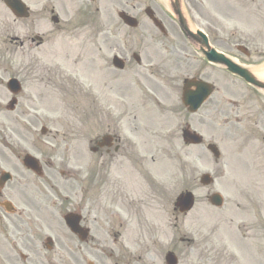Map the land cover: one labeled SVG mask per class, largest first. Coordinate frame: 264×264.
<instances>
[{
    "label": "rangeland",
    "instance_id": "1",
    "mask_svg": "<svg viewBox=\"0 0 264 264\" xmlns=\"http://www.w3.org/2000/svg\"><path fill=\"white\" fill-rule=\"evenodd\" d=\"M24 1L30 8V16L14 23L12 14L0 0V94L5 96L2 85L13 71L10 58L36 57L41 62L40 69L55 77L52 87L49 82L44 86V81L31 87L45 89L49 98L30 113L34 120H39L38 137H42L39 134L41 124L55 122V129L51 130L60 133L56 139L58 156H116L89 150L88 134L92 138L103 134L106 128L109 133L119 134L122 146L135 145L134 150L137 146L139 153L153 156H138L136 161L138 178L131 181L139 201L133 222L115 223L109 221V216L101 220L103 210L94 205L89 208L91 216L86 217V224L91 227L89 239L80 242L62 221V214L70 207L67 197L61 196L57 201L63 204L24 209L28 213L25 220L34 230L32 239L26 237L25 247L20 246L28 258L21 261L12 246L3 254L9 262L0 257V264H113L116 257L112 254L120 249L118 244L121 243L128 249H150L156 253H162L169 246L174 248L175 243L178 248L187 249L190 243L180 241L184 234L197 238L213 227L200 217H245L256 228L257 237L261 236L264 231V156L234 155L236 152L229 138L216 124L206 120L204 110L195 116L203 122L196 126L204 137L203 145H185L181 139L180 95L184 71L190 70L192 74L199 68L202 74H210L214 79L221 70L201 62L194 52V58L186 55V63L178 73L162 75L151 65L155 51L161 59L162 45L170 50L171 44L179 43L186 46L187 53L193 51L166 16V35L145 16V6L160 10L166 7L167 0ZM182 3L189 23L206 32L211 44L219 50H225V42L247 33L259 36L258 13L252 7L244 8L243 0L234 9L233 0H182ZM122 10L138 19L137 28L121 22L117 13ZM53 14L58 16V23L51 20ZM14 34L21 37L26 34V49L13 50L11 38ZM37 34L45 42L31 49L29 44L36 42L31 38ZM132 52L139 54V64L133 60ZM113 53L127 60L124 70L112 68ZM174 63L175 57L168 66ZM3 96L0 99L5 100ZM101 109L106 111L104 115ZM0 113L2 120L10 119L4 108ZM208 142L217 143L221 150L219 158L207 151ZM37 145L47 149L44 142ZM157 164L161 165L160 169H156ZM205 172L215 180L214 184L202 187L199 177ZM187 189L196 190V203L181 221V215L172 207L176 196ZM208 190L222 194L221 211L207 210L204 195ZM98 194V188L90 191L91 197ZM121 213L125 216V210ZM158 223L160 230L156 229ZM118 231V238L112 241ZM2 237L0 235V239ZM47 237L53 244L49 252L44 243ZM263 242L264 238L262 248ZM255 248L258 250V243ZM106 253H109L107 257ZM260 257L262 260L261 253ZM156 264H161L159 259Z\"/></svg>",
    "mask_w": 264,
    "mask_h": 264
},
{
    "label": "flooded vegetation",
    "instance_id": "2",
    "mask_svg": "<svg viewBox=\"0 0 264 264\" xmlns=\"http://www.w3.org/2000/svg\"><path fill=\"white\" fill-rule=\"evenodd\" d=\"M244 2L246 7H252L258 13L259 36L247 33L237 40L227 41L224 43L226 46L224 52L250 70L260 69L262 87L247 82L224 67H221V74L218 73L214 79L210 78V74H202L199 68H196L189 77L204 76L207 79H203L207 81L211 79L214 91L199 110H204L207 121L213 122L223 130L236 152L234 155L264 156V0ZM20 20L17 17L13 18L14 23H20ZM9 37L8 34L7 39ZM26 39V34L23 37L14 34L11 38V42L14 43L13 50L26 49ZM38 44L29 46L34 49ZM238 46H244L245 49L241 52L237 49ZM160 48L163 50L161 59L155 51L154 57L151 58L154 62L151 65L162 75L178 73L186 63V55L194 58L193 52L197 53L195 50L187 53L186 46L179 43L171 44L170 50L164 45ZM173 57L176 63L168 66ZM10 59L13 60V71L7 79L16 78L20 89L14 95L4 84L2 86L5 96L0 94L5 97V100L0 99V112L5 108L10 116L9 120H2L0 113V235H3L0 239V257L7 254L13 246L20 260H26L28 257L21 252L20 246L25 247L24 239L26 237L32 239L34 230L25 220L28 213L24 209L48 207L53 203L63 204L57 201L61 196L67 197L70 211L80 213L81 224L88 231V237L84 242H87L91 232V227L86 224V217L91 216L89 208L94 205L103 210L101 220L109 216L111 222H133L137 209L135 207L139 201L137 189L132 187L131 181L138 178L136 161L138 156L153 155L139 153L137 147L134 151L135 145L122 146V143H119L121 140L119 134L113 132L111 134L119 144L100 149V154L116 156H58L59 146L56 139L60 133L58 130H51L55 129L53 128L55 122L41 124L39 133L42 137H38L36 128L39 120H34L30 113L36 111L49 98L45 89L31 87L38 81H44V86L50 83L52 87L55 74L44 73L39 67L41 62L36 57L21 56ZM183 74L189 75L190 70H185ZM10 101H13L11 107ZM103 106L106 108V104ZM181 108L183 113L180 126L197 130L196 126L203 123L195 117L198 112L190 113L184 106ZM100 112L104 115L106 111L101 109ZM42 127H45V131H42ZM132 130L136 133V127ZM106 134H110L108 128L103 133ZM38 142L46 143L47 149L43 150L37 145ZM98 142L97 135L90 138V133L88 134L89 149ZM121 147L124 148V153ZM128 149L130 152L126 151ZM28 152L34 156H25ZM128 187L131 188L130 191ZM97 188L99 194L91 197L90 191ZM208 196L209 192L204 198ZM123 210L125 216L121 213ZM207 210L221 211L213 205H208ZM185 216L186 214H183L180 217L181 221ZM167 219L169 221V216ZM200 219L211 223L213 227L209 232L197 235V238L192 234H184L180 241L188 240L189 248H178L175 243L174 248L169 246L162 253H156L150 249H128L121 243L118 244L120 249L112 254L116 257L113 264H156L158 259L161 264H170L166 260V253L170 252L175 254L174 264H259V262L264 264V256L259 261L256 255L259 249L255 247L257 243L259 244L260 237H257L256 228L247 218L231 215ZM157 225L156 229L160 230V223ZM70 233L78 239L74 233ZM118 236L119 231L112 241H116ZM47 250L49 252L51 248ZM107 255L109 253L104 254L105 257ZM2 260L9 262L6 256Z\"/></svg>",
    "mask_w": 264,
    "mask_h": 264
},
{
    "label": "water",
    "instance_id": "3",
    "mask_svg": "<svg viewBox=\"0 0 264 264\" xmlns=\"http://www.w3.org/2000/svg\"><path fill=\"white\" fill-rule=\"evenodd\" d=\"M4 1H5L6 5H8L18 15H21V16H27L28 15L24 4L20 0H4ZM121 16L126 21V23H128V24H130L132 26L136 25V21H134L132 18L127 17L124 14H121ZM198 35L200 36L199 39L203 42V44L206 45L207 47H209L208 43H207L206 36L204 34H202L201 32H198ZM207 55H208V58H210V59H213L215 61L225 62V63H228V65L236 67V65H234V64L230 63L229 61H227V59H225L223 57V55L217 53L213 49L209 48V50L207 52ZM240 73H243V74H245L244 75L245 77H248V75H246L247 71L241 70ZM14 86H15L14 81H11L10 82V87L13 88ZM198 89L202 93H204V91H206V88L202 87L200 85L198 86ZM201 96L202 95L199 93V95L195 97V101H194L195 107H197V105H199V103L201 101V98H200ZM186 101L189 102L187 99H186ZM189 103H191V102H189ZM190 137L195 143H199L201 141L200 137H195L193 135H190ZM211 149L215 152V150L212 147H211ZM202 181L204 183H208L209 182L208 175H204L202 177ZM215 200H217V199H215ZM192 204H193V197H192V195L190 193H186V194L180 195L178 197L177 205H179L181 207V209L188 210V209L191 208Z\"/></svg>",
    "mask_w": 264,
    "mask_h": 264
},
{
    "label": "bare ground",
    "instance_id": "4",
    "mask_svg": "<svg viewBox=\"0 0 264 264\" xmlns=\"http://www.w3.org/2000/svg\"><path fill=\"white\" fill-rule=\"evenodd\" d=\"M256 74H258L259 76H261L260 70L259 69H255Z\"/></svg>",
    "mask_w": 264,
    "mask_h": 264
}]
</instances>
